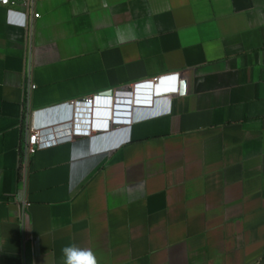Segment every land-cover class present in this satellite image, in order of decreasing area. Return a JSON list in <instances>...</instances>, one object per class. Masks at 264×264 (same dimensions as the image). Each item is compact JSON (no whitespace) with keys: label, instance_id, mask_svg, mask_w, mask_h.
<instances>
[{"label":"crops","instance_id":"1","mask_svg":"<svg viewBox=\"0 0 264 264\" xmlns=\"http://www.w3.org/2000/svg\"><path fill=\"white\" fill-rule=\"evenodd\" d=\"M37 10L30 30L0 6V264H64L69 244L98 264H264V0ZM150 81L168 90L129 123L38 150L20 180L26 87L46 128Z\"/></svg>","mask_w":264,"mask_h":264},{"label":"built area","instance_id":"2","mask_svg":"<svg viewBox=\"0 0 264 264\" xmlns=\"http://www.w3.org/2000/svg\"><path fill=\"white\" fill-rule=\"evenodd\" d=\"M41 1L47 0H0V6L12 9H21L27 18L26 24L31 30L34 27L35 21L40 17V14L37 10V4ZM179 78L180 75L175 74L176 82H179ZM157 79L158 78H155L154 81H157ZM34 88L35 85H29L24 90L23 106L24 113L27 119V136L24 139L19 166V178L23 182H25L28 177L32 159L38 150L48 148L60 144L62 142L73 141L76 138L89 137L93 132H96V130H107L110 126V121H108V123L103 126L96 127L95 124L92 126L91 123H88L87 127L79 128L77 126V128L73 129V127L70 126L69 130H67L68 128H66L69 123L46 128H38L34 125V113L30 108V97ZM167 90L168 88H165V92H167ZM120 95H123L120 91H115L113 97L94 95L86 97L83 100L77 101L75 102V104L84 103L91 105L92 102L97 99V97L114 99L118 98V96Z\"/></svg>","mask_w":264,"mask_h":264},{"label":"bare ground","instance_id":"3","mask_svg":"<svg viewBox=\"0 0 264 264\" xmlns=\"http://www.w3.org/2000/svg\"><path fill=\"white\" fill-rule=\"evenodd\" d=\"M161 85L162 84L160 81H150L141 89L138 87L139 85H136L134 90H132L131 92H121V94H123L124 96L120 95L118 96V98L111 99L97 97V99L93 101L91 105L77 103L75 104L77 107L76 109L81 110L82 113H76L74 115L73 121L70 122L68 126H66V128H68L67 130L70 129V126H72L73 129L77 128V126L79 128H83L87 127L88 123H91L92 126L95 124V126L98 127L107 124L108 121H117V123H129L133 106L138 104L151 105L154 95L165 92V89H163V91H157V89L160 88ZM139 90H146L147 94H138Z\"/></svg>","mask_w":264,"mask_h":264},{"label":"clouds","instance_id":"4","mask_svg":"<svg viewBox=\"0 0 264 264\" xmlns=\"http://www.w3.org/2000/svg\"><path fill=\"white\" fill-rule=\"evenodd\" d=\"M64 264H98L96 254L91 248H81L75 244H69L62 249Z\"/></svg>","mask_w":264,"mask_h":264},{"label":"water","instance_id":"5","mask_svg":"<svg viewBox=\"0 0 264 264\" xmlns=\"http://www.w3.org/2000/svg\"><path fill=\"white\" fill-rule=\"evenodd\" d=\"M114 92H115V91H113V90H108V91H104V92H102L101 95H103V96H109V95L114 94ZM108 113H109V112H108ZM114 122L117 123V121H114Z\"/></svg>","mask_w":264,"mask_h":264},{"label":"flooded vegetation","instance_id":"6","mask_svg":"<svg viewBox=\"0 0 264 264\" xmlns=\"http://www.w3.org/2000/svg\"><path fill=\"white\" fill-rule=\"evenodd\" d=\"M114 96V94H112V95H109V97H113Z\"/></svg>","mask_w":264,"mask_h":264},{"label":"rangeland","instance_id":"7","mask_svg":"<svg viewBox=\"0 0 264 264\" xmlns=\"http://www.w3.org/2000/svg\"><path fill=\"white\" fill-rule=\"evenodd\" d=\"M77 102V101H76Z\"/></svg>","mask_w":264,"mask_h":264}]
</instances>
